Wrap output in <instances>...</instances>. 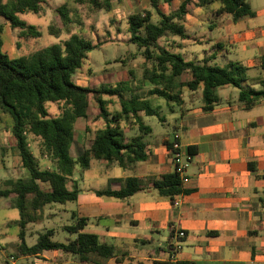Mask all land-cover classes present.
<instances>
[{
	"label": "trees",
	"instance_id": "16d2710c",
	"mask_svg": "<svg viewBox=\"0 0 264 264\" xmlns=\"http://www.w3.org/2000/svg\"><path fill=\"white\" fill-rule=\"evenodd\" d=\"M115 0H76L77 4L88 5L94 11L109 12ZM150 6L160 16L158 24L152 22V13L144 11L128 17L129 43L137 46L145 60L143 79L153 88L150 96L177 103L179 91L201 90L203 111L213 110L218 99L214 90L230 85L242 89L247 68L232 62L221 68L212 65L213 57L202 62L186 61L171 44H159L168 35L181 40L188 35L180 22L191 12L193 6L206 8L218 5L217 16L230 15L234 23L243 17H255L247 0H183L174 11L165 14L159 9L160 0H149ZM171 4L173 0H164ZM44 0H7L0 3V18L13 29H21L26 35L39 37L34 26L18 19L21 13H40ZM63 26L72 23L71 13L66 5L56 9ZM51 33H59L50 27ZM3 25H0V123L9 120V132L15 141V151L26 177L8 182V188L0 189V199L11 201V207L19 211L20 228L17 250L21 257L38 256L44 251H62L70 254L79 264H100L116 254L112 245L100 242L96 234L85 231L86 220L73 214L74 224L66 225L63 231L69 233L66 242L54 241L56 232L49 229L39 234L36 244L26 243L27 227L43 219L46 207L77 202L79 191L69 190V178L75 169L90 168L92 160L118 163L122 167L145 161L148 144L145 137L152 134V128L144 123V117L161 116L162 108L153 107L147 99L133 93L131 82L124 80L115 86L100 85L84 88L72 82V76L80 69L87 54L98 48L79 34H72L62 44H55L29 55L9 59L2 53ZM180 48V47H179ZM184 74L192 79L181 82ZM98 105L101 125L93 128L90 117V96ZM249 96H252L251 99ZM264 91L240 93V102L251 108ZM119 104L118 109L109 110V105ZM48 103L59 104L58 116L51 118ZM79 119L86 123L85 132L91 134V145L77 158L71 156L74 143L75 124ZM137 130L136 135L126 131ZM39 142V154L47 160L50 168H43L31 152L30 140ZM173 151V143H167ZM174 152V151H173ZM189 152L192 150L189 149ZM192 153H190L191 155ZM152 188L162 196L173 199L184 193L182 182L175 172L156 180ZM142 190L138 180L130 178L119 190L108 188L94 193L101 198L125 200ZM73 237V238H72ZM156 264H192L190 262Z\"/></svg>",
	"mask_w": 264,
	"mask_h": 264
},
{
	"label": "crops",
	"instance_id": "0c3cea01",
	"mask_svg": "<svg viewBox=\"0 0 264 264\" xmlns=\"http://www.w3.org/2000/svg\"><path fill=\"white\" fill-rule=\"evenodd\" d=\"M182 1L172 2L178 8ZM247 1L256 16L257 7ZM198 9L203 8L193 6L189 14ZM216 10H212L215 22L210 25L205 21L185 28L186 16L180 24L188 38L174 37L168 44L179 46L176 50L184 54L186 61L202 62L213 57L211 64L221 68L232 62L241 63L247 68L246 80L242 89L230 85L216 88L218 101L209 112L203 111L201 90L175 92L179 101L170 108L175 122L174 136L180 137V161L187 163V181L182 183L184 193L171 199L152 188L154 181L176 170L174 152L167 147L172 140L167 137L147 143L146 160L126 167L92 160L89 169L95 161L105 169H120L115 177L103 178L96 185L79 189L76 169L69 178L68 189L79 191L74 202L77 210L72 216L84 218L86 232L96 234L100 242L115 248V256L100 264L168 263L169 244L179 231L186 236L177 262L264 264V97L249 109L239 99L242 91H264V30L258 32L247 27L246 19L251 17L234 23L231 16H217ZM191 79L190 74H184L180 81ZM143 83L149 93L153 87ZM162 118L163 124L168 123ZM81 121L84 120L75 124V131ZM75 140L74 134V143ZM74 143L71 156L77 158L83 152H72ZM43 161L40 165L50 168L47 160ZM130 178L138 180L142 190L128 199L101 198L94 193L108 188L119 190ZM176 199L180 202L178 206ZM2 234L8 233L4 230L0 237ZM26 258H34L37 264H79L62 251H44Z\"/></svg>",
	"mask_w": 264,
	"mask_h": 264
},
{
	"label": "rangeland",
	"instance_id": "374dc122",
	"mask_svg": "<svg viewBox=\"0 0 264 264\" xmlns=\"http://www.w3.org/2000/svg\"><path fill=\"white\" fill-rule=\"evenodd\" d=\"M46 4L40 13H21L17 17L19 20L34 26L40 32L39 37L26 35L21 29H13L3 18H0V25H3L2 47L1 51L9 59H16L31 53L40 51L55 44H62L72 34H79L85 39L91 41L98 48L87 54L86 59L80 69L72 76V82L84 88H91L106 85L115 86L117 83L129 80L131 82L133 93L143 97H150L149 103L153 107L161 106V116L167 119L163 124L158 117H144V123L152 128V135L145 137V142L156 143L162 137L174 141L175 122L172 119L170 105L173 102H167L159 97H151L147 89H144L143 68L144 59L140 56L136 45L129 43L128 17L135 13L150 11L152 13V22L158 24L160 16L151 8L149 0H116L112 3L109 12L94 11L88 5H81L74 0H44ZM7 0H0V3H6ZM257 7V15L253 18H247V27L255 31L264 30V0H249ZM66 5L71 13L72 23L63 26L61 19L56 13V9ZM177 8L176 3L168 4L160 0L159 9L162 13L168 14ZM213 8L218 5H211L203 9H198L192 14L187 15L184 27L190 25L203 24L205 21L210 25L215 22ZM230 16V15H227ZM50 27L57 32L51 33ZM202 35V34H201ZM175 40L171 35L161 39L159 44L164 45ZM179 40V39H176ZM199 48V47H195ZM176 52L182 54L181 51ZM184 57V54L182 55ZM232 58H235L232 57ZM146 82V81H145ZM90 117L95 119L98 116V105L95 103L93 95L90 96ZM109 110L118 109L119 104L115 101V106L109 105ZM47 109L51 118L58 116L60 109L57 103H48ZM101 120H94L93 128L100 126ZM129 135H136L137 130L126 131ZM91 134L85 132L84 121L76 126L75 143L72 152H84L91 145ZM31 152L38 158L40 164L44 161L40 156L39 142L30 140ZM15 141L9 133V120L3 119L0 123V189L8 188V182L26 177V171L21 167L19 157L14 149ZM98 161H95L93 167L89 170H80L76 168V175L79 178L78 188L85 189L90 185H96L103 178L115 177L120 170L118 167L102 168ZM48 165L47 163L44 166ZM11 201L0 199V232L6 230L7 235L0 237V264H6L10 257L17 259L18 264H37L34 258L21 257L18 254V244L20 228L17 221L20 219L19 211L11 207ZM77 210L76 203H67L65 205H53L46 207L43 219L30 225L29 236L26 238L28 245L36 244L37 234L44 233L49 229H54L56 235L54 241L66 242L70 237L69 233L63 231L66 225L74 224L72 212ZM70 211V213L68 212ZM25 258V259H23Z\"/></svg>",
	"mask_w": 264,
	"mask_h": 264
},
{
	"label": "built area",
	"instance_id": "2783aa9c",
	"mask_svg": "<svg viewBox=\"0 0 264 264\" xmlns=\"http://www.w3.org/2000/svg\"><path fill=\"white\" fill-rule=\"evenodd\" d=\"M173 143V151H174V158L176 163V170L175 172L178 174L182 183L187 181V177L185 175L187 169V163L181 162V144H180V137L178 135L174 136ZM172 151V152H173ZM179 200L176 199L175 205H179ZM186 234L184 231H179L172 239L169 244V253H170V263H177L176 257L182 250V241L185 238ZM1 249V246H0ZM6 264H18V261L14 257H10Z\"/></svg>",
	"mask_w": 264,
	"mask_h": 264
}]
</instances>
